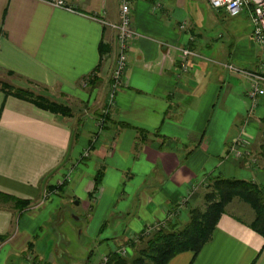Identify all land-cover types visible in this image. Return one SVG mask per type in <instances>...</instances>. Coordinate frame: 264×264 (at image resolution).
I'll use <instances>...</instances> for the list:
<instances>
[{"label": "crops", "instance_id": "obj_1", "mask_svg": "<svg viewBox=\"0 0 264 264\" xmlns=\"http://www.w3.org/2000/svg\"><path fill=\"white\" fill-rule=\"evenodd\" d=\"M62 1L0 0V80L71 110L53 113L0 88V264H100L131 251L148 226L186 223L216 175L264 190L261 159L229 152L241 133L259 152L264 134V95L251 110L250 79L223 66L264 71L246 11L133 0L137 37L99 127L101 111L80 107L105 106L119 1ZM181 48L196 55L182 58ZM225 210L197 254L167 264H264V239L248 226L253 209L234 198Z\"/></svg>", "mask_w": 264, "mask_h": 264}, {"label": "trees", "instance_id": "obj_2", "mask_svg": "<svg viewBox=\"0 0 264 264\" xmlns=\"http://www.w3.org/2000/svg\"><path fill=\"white\" fill-rule=\"evenodd\" d=\"M0 88L5 94L33 102L35 105L53 113L69 115L68 106L51 101L35 94L28 88L15 87L0 80ZM264 130V116L261 119ZM256 161L261 159L264 171V139L259 152L255 153ZM15 203H22L17 198ZM238 198L247 203L254 211V218L248 226L264 239V190L255 181L241 178H226L219 175L210 178L204 193V209L192 208L188 221L180 228L164 225L148 233H141L135 241H131V255L122 256L117 251L108 254V264H167L171 258L183 251L197 254L202 246L211 238L220 216L225 213L227 204ZM26 204V203H25Z\"/></svg>", "mask_w": 264, "mask_h": 264}, {"label": "built area", "instance_id": "obj_3", "mask_svg": "<svg viewBox=\"0 0 264 264\" xmlns=\"http://www.w3.org/2000/svg\"><path fill=\"white\" fill-rule=\"evenodd\" d=\"M56 6H63L62 0H49ZM119 1V13L118 20L114 23H108V25L116 31V37L118 42V52L115 61L114 68L111 73V80L109 90L107 93L106 103L98 117L97 123L99 127H102L107 121L110 109L113 106L115 94L120 88L122 83L123 74L127 68L128 60L127 54L132 41L137 37V32L132 23L131 17V3L133 0H118ZM208 4L216 9H222L228 16L234 17L242 13L247 12L249 21L252 25L251 37L256 44L260 56L259 61L261 66L264 68V0H207ZM184 28V25H181ZM181 57L188 58L196 55L193 51L188 48H181ZM228 71L242 74L250 79V89L248 95L251 99V110L257 106L258 100L264 95V71H247L236 67L231 63L223 65ZM182 69L186 70L187 65L184 63ZM249 141L241 133L229 146V152H232L237 158L249 157L251 162L256 161L252 150L248 148ZM89 151L85 149L83 156H88ZM163 224L148 226L144 233L151 232L154 229L163 227ZM121 255L125 254V248H120L118 251ZM100 264H108V255L104 256Z\"/></svg>", "mask_w": 264, "mask_h": 264}, {"label": "rangeland", "instance_id": "obj_4", "mask_svg": "<svg viewBox=\"0 0 264 264\" xmlns=\"http://www.w3.org/2000/svg\"><path fill=\"white\" fill-rule=\"evenodd\" d=\"M2 79H6L7 80V82H10V78H8V75H6V74H3L2 75ZM1 79V80H2ZM29 89V88H28ZM31 89H33L34 90V93H35V91L37 90V88H34V87H32ZM30 89V90H31ZM32 90V91H33ZM99 103H97V99L95 100V101H93V102H91L89 105H85V106H82L81 105V107H80V111H83L84 109L86 110V111H88V112H96V113H100V111H102L103 110V108H104V106L102 107V108H100L99 107V105H98ZM101 109V110H100ZM101 114V113H100ZM263 139H264V134L262 135V137H261V141H263ZM234 199V198H233ZM199 209H204V204H202V205H200V207H199ZM239 213V212H238ZM185 224V222H184V220H180L179 222H178V228H180V227H182L183 225ZM153 231V230H152ZM120 249H118V251H119ZM117 251V252H118ZM119 253V252H118ZM129 255H131V251H129L128 249L126 250L125 249V254H123L122 256H129Z\"/></svg>", "mask_w": 264, "mask_h": 264}]
</instances>
